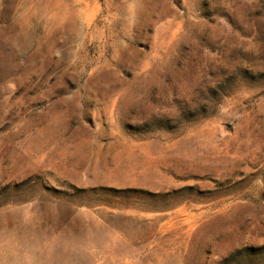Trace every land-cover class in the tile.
Wrapping results in <instances>:
<instances>
[{
    "label": "rangeland",
    "instance_id": "obj_1",
    "mask_svg": "<svg viewBox=\"0 0 264 264\" xmlns=\"http://www.w3.org/2000/svg\"><path fill=\"white\" fill-rule=\"evenodd\" d=\"M0 264H264V0H0Z\"/></svg>",
    "mask_w": 264,
    "mask_h": 264
}]
</instances>
